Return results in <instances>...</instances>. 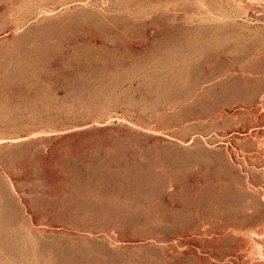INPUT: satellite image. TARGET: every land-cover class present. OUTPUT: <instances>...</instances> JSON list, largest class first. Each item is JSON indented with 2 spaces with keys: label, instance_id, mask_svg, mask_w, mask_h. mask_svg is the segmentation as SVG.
<instances>
[{
  "label": "rangeland",
  "instance_id": "1",
  "mask_svg": "<svg viewBox=\"0 0 264 264\" xmlns=\"http://www.w3.org/2000/svg\"><path fill=\"white\" fill-rule=\"evenodd\" d=\"M263 102L264 0H0V264H264Z\"/></svg>",
  "mask_w": 264,
  "mask_h": 264
},
{
  "label": "bare ground",
  "instance_id": "2",
  "mask_svg": "<svg viewBox=\"0 0 264 264\" xmlns=\"http://www.w3.org/2000/svg\"><path fill=\"white\" fill-rule=\"evenodd\" d=\"M262 101V100H261ZM262 103V102H261ZM264 103V102H263ZM264 234V228H263V231L262 232H260L259 233V235H263ZM256 237H258V235H256ZM259 238V245L262 247V246H264V240H263V238H262V236H259L258 237ZM258 238H256V239H258Z\"/></svg>",
  "mask_w": 264,
  "mask_h": 264
}]
</instances>
